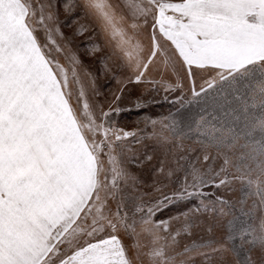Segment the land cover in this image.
I'll use <instances>...</instances> for the list:
<instances>
[{
	"label": "snow or ice",
	"instance_id": "snow-or-ice-1",
	"mask_svg": "<svg viewBox=\"0 0 264 264\" xmlns=\"http://www.w3.org/2000/svg\"><path fill=\"white\" fill-rule=\"evenodd\" d=\"M61 10L67 37L40 0H0V264H264V0ZM93 26L101 44L86 36ZM80 37L116 81L107 107L88 99L103 93L72 45ZM128 85L140 89L135 106L177 90L181 109L222 103L188 126L169 114L120 127L110 117ZM145 141L165 150L150 183L128 167ZM186 200L196 203L157 216Z\"/></svg>",
	"mask_w": 264,
	"mask_h": 264
},
{
	"label": "rangeland",
	"instance_id": "rangeland-1",
	"mask_svg": "<svg viewBox=\"0 0 264 264\" xmlns=\"http://www.w3.org/2000/svg\"><path fill=\"white\" fill-rule=\"evenodd\" d=\"M58 0H40V10L43 14L48 15L51 13L54 18H58L61 21V31L64 33L65 37L70 36L73 28L69 27L71 20L65 19V16L61 10V5L57 3ZM90 24L93 22L91 20L88 21ZM87 35H94L96 37L95 43L101 44L102 38L97 28L93 26V30L90 34ZM54 38L55 34H53ZM73 47L78 49V56L81 59L82 63L87 66L88 70L94 72L97 76L100 75V78L97 80V87L103 95H93L89 94L88 99L92 102V107L95 109L97 104L104 105L107 107L108 102L110 101L111 93L116 88V81L110 76H103L100 73L102 72V63L101 61L95 60V58L89 56L87 54V49L92 46V41L86 40L84 37L76 38L72 41ZM68 74V86L72 89L73 92V103L75 104V90L76 84L73 82L72 78V68L69 65H65ZM180 71V69H177ZM101 71L99 74L98 72ZM99 77V76H98ZM104 86L105 89L102 87ZM157 93V92H156ZM161 96L165 94L163 92L157 93ZM149 95V93L147 94ZM145 95V96H147ZM179 95V90L177 92L172 93V97ZM138 96H141L140 89L134 85H128L125 91V94L122 96L124 97L125 101H119L120 104L127 105L128 103L136 104V99ZM125 102V103H124ZM77 111L79 112V107L77 106ZM127 112V110H126ZM256 113H259V109L256 110ZM122 113L119 112L118 114L113 113L110 117L111 120L115 121V123L120 127L132 128L135 126V122L138 120H142L143 118H135L132 122H127L123 119ZM152 119H161L152 117ZM81 123L85 130L88 128V119L81 115ZM134 151L136 153L135 156L131 157V162L128 164V167L132 173L137 175L142 181L146 183L151 182V174L155 170L156 167L160 165L161 160L165 156V150L158 144L153 141H145L141 145H134ZM151 155L153 159L146 160L145 156ZM260 180L264 181V176L259 177ZM209 191H212L209 189ZM125 192H131L130 188L125 189ZM196 203L195 200H186V201H177L171 205L165 206V208L157 213L159 218L167 219L170 215H173L177 212H183L187 208L194 206ZM259 223V222H257ZM202 232V230H201ZM205 239H208L205 236Z\"/></svg>",
	"mask_w": 264,
	"mask_h": 264
},
{
	"label": "trees",
	"instance_id": "trees-1",
	"mask_svg": "<svg viewBox=\"0 0 264 264\" xmlns=\"http://www.w3.org/2000/svg\"><path fill=\"white\" fill-rule=\"evenodd\" d=\"M61 2L67 3L68 0L57 1L59 5H61ZM100 72L101 71H99L98 74ZM98 76L100 78V75ZM102 88L105 89L104 86ZM124 99V97H121L120 102ZM142 100L143 102L140 103L139 106H135L132 102L127 105L120 104V112L122 113L121 117L130 123L135 118H163L169 114H175L183 126H188L194 122L195 118L201 113L202 109L210 107L213 102L216 104L222 103V101L219 100L210 102V100L205 97L197 103L188 105L181 109L178 104L173 102L172 99L165 100L163 96L157 94L155 91L150 92L147 96H142Z\"/></svg>",
	"mask_w": 264,
	"mask_h": 264
}]
</instances>
